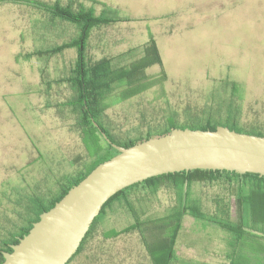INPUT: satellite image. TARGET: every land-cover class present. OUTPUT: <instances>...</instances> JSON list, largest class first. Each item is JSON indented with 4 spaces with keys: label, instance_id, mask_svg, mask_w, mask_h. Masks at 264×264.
Returning <instances> with one entry per match:
<instances>
[{
    "label": "rangeland",
    "instance_id": "374dc122",
    "mask_svg": "<svg viewBox=\"0 0 264 264\" xmlns=\"http://www.w3.org/2000/svg\"><path fill=\"white\" fill-rule=\"evenodd\" d=\"M83 1L96 15L106 5L120 18L94 28L84 42L71 32L68 38H51L52 42L40 45L44 49L55 47L44 51L29 47L30 33L35 31L30 28L42 25L41 15L53 14L32 4L0 2V249L10 233L35 214L37 200L48 203L95 158L81 137L74 106L76 92L70 81L79 53L63 58L66 63L73 61L70 71L57 69L61 58L54 57V51L76 53L83 46L87 48L86 65L114 57L113 64L121 67L139 59L144 45L154 40L162 66L154 64L146 74L156 77L165 71L166 79L114 102L105 111L103 123L116 139L161 128L170 115L184 121L204 112L203 117L224 120L225 110L207 109L230 98L232 82L239 84L241 125L264 130V0ZM68 5L80 8L78 4ZM65 23L78 26L69 20ZM117 94L119 90L111 99H118ZM224 191L221 181L197 182L191 198L200 202L203 211L214 214L216 199ZM178 196L172 184L164 183L155 192L139 185L127 192L126 198L142 219H157L175 210ZM229 200L230 218L235 221V202ZM133 222L126 199L113 201L71 264H153L138 231L104 237V232L123 229ZM154 231L161 232L157 228ZM168 233L165 230L162 235ZM249 233L235 264H245L244 260L264 264V233ZM231 240V234L222 227L185 214L175 247L178 260L171 264H229ZM259 250H263L261 259L256 258Z\"/></svg>",
    "mask_w": 264,
    "mask_h": 264
},
{
    "label": "trees",
    "instance_id": "16d2710c",
    "mask_svg": "<svg viewBox=\"0 0 264 264\" xmlns=\"http://www.w3.org/2000/svg\"><path fill=\"white\" fill-rule=\"evenodd\" d=\"M1 1L32 4L55 16L77 23L81 27V42L82 39L84 42V38L90 36V31L94 28L116 22L120 18L112 15L108 7L104 4V10L99 15H96L94 8L86 7L80 0H77V2L74 1V4L80 6L79 9H74L71 5L63 6L59 0L53 3L43 0ZM94 3L99 2L94 1ZM133 51L134 49L130 50V53H133ZM84 52L85 47H82V50L79 51V60L77 61L76 68L73 70L75 76L70 81L74 82L73 87L76 92V103H74V106H76L78 111V127L81 137L87 151L92 156H95V158L86 171H82L79 175L70 179L68 184L63 186L60 192L52 197L48 203L43 204L37 200V211L27 220V224L19 226L3 242L4 248L0 249V264L4 261L3 251H12V244L18 243L20 237L29 232L33 223L40 219L42 212L52 208L72 186L85 178L98 164L110 159L119 152L104 138L100 128L107 133L114 143L125 147L142 142L150 137L168 134L176 127L215 130L219 125H224L237 131L264 135V130L261 128L254 125H241L239 115H241L242 111H240L238 104V98H240L239 84L232 82L230 85V92L232 93L230 98L221 99L218 101L220 103L218 107H210L207 109L225 110L227 112V118L224 120L214 119L210 116L203 117L201 115L204 112L201 115H191L190 118L184 121H178L173 115H170L161 128L147 130L144 135L127 137L123 140L116 139L103 123L102 117L105 111L114 102L130 98L144 91L150 85L162 83L166 79L165 71H162V74L156 77H150L146 74L148 67L157 63L162 66L155 42L151 39L150 42L144 45L142 55L139 59L129 63L127 66L124 65L121 67H116L113 64L114 57H104L98 61H91L89 65H86ZM117 90H119V95H116L118 99H111L113 93ZM208 114L211 115V112L209 111ZM95 121L100 127L95 125ZM215 181L223 182L225 191L216 199L217 211L214 214H209L202 210V206L198 200L191 198V189L193 184L197 182L213 183ZM164 183H170L176 189L179 195V204L175 206L174 211H171L165 217L142 219L141 216L137 215V210L134 205L126 198L127 192L139 185H143L155 192ZM121 197L126 199L134 216V222L120 230L115 228L110 229L104 232V237L107 239L117 238L124 233L138 231L153 264H171L173 261L178 260L175 247L182 227V218L185 214H191L197 219L214 223L231 234L232 240L230 245L233 250L231 253H227L229 264L236 263V259L241 253V247L246 244L250 231H253L254 235L264 233V176L250 172L239 173L219 169H192L150 177L142 182L130 185L112 196L105 203L101 213L93 221L78 251L67 264H71L83 252L87 242L94 233L99 219L106 212L108 206ZM230 198H233L235 202L237 213V220L235 221L230 218L232 207ZM156 228L161 232L154 231ZM165 230H169L166 236L162 235ZM251 237L254 238L255 236L252 235ZM262 252L263 250L258 251L256 255L257 259H261L259 254ZM244 263L247 264L245 260Z\"/></svg>",
    "mask_w": 264,
    "mask_h": 264
},
{
    "label": "water",
    "instance_id": "95a60500",
    "mask_svg": "<svg viewBox=\"0 0 264 264\" xmlns=\"http://www.w3.org/2000/svg\"><path fill=\"white\" fill-rule=\"evenodd\" d=\"M95 125L100 127L95 121ZM98 164L55 205L40 214L27 234L3 251L2 264H67L105 203L122 189L150 177L192 169L229 170L264 176V135L219 125L215 130L179 128L125 147Z\"/></svg>",
    "mask_w": 264,
    "mask_h": 264
},
{
    "label": "crops",
    "instance_id": "0c3cea01",
    "mask_svg": "<svg viewBox=\"0 0 264 264\" xmlns=\"http://www.w3.org/2000/svg\"><path fill=\"white\" fill-rule=\"evenodd\" d=\"M49 2H55V1H49ZM82 3H84L83 0H81ZM62 5L66 6L67 4H74V2L72 0H65L60 2ZM21 4H28V3H21ZM85 4V3H84ZM49 13V12H48ZM51 14V13H50ZM41 17H43V19H41L39 22L40 24H42L41 26H37V27H31L30 29H35L34 32H31L30 34L32 35V40L30 42V46L31 48H34V51H44V50H49V49H53L55 46H46L44 49V47H42L40 44L42 43H46V42H52L50 41L51 38H55V39H63V38H68V34L73 35H77L78 40L81 38L82 32H81V27L78 25L73 26V27H69L65 22L67 21L64 18L61 17H57L54 15H50L47 17L43 14L41 15ZM48 18V19H44V18ZM60 18V19H58ZM44 22V23H42ZM45 22H48L47 24H45ZM74 23V22H73ZM59 27V28H58ZM61 29V30H60ZM64 29H67L66 31H64ZM29 33V32H28ZM90 37V36H89ZM73 40V39H71ZM70 40V41H71ZM69 41V40H68ZM83 47V46H82ZM41 49V50H40ZM44 49V50H43ZM86 49L85 48V53H86ZM55 52V51H54ZM51 53L54 57H60V62L61 65L60 67H57V69H61V70H72V65H73V61L71 63H66L64 62V57L66 55H75L78 54L79 51L77 50L76 53H68V51L63 50V51H56L57 53ZM44 56V54H40V56ZM54 69V68H53Z\"/></svg>",
    "mask_w": 264,
    "mask_h": 264
}]
</instances>
